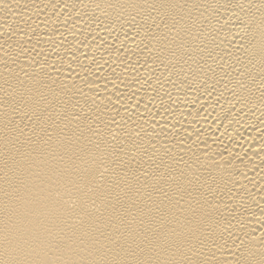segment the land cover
<instances>
[{
  "label": "bare ground",
  "instance_id": "obj_1",
  "mask_svg": "<svg viewBox=\"0 0 264 264\" xmlns=\"http://www.w3.org/2000/svg\"><path fill=\"white\" fill-rule=\"evenodd\" d=\"M0 264H264V0H0Z\"/></svg>",
  "mask_w": 264,
  "mask_h": 264
}]
</instances>
